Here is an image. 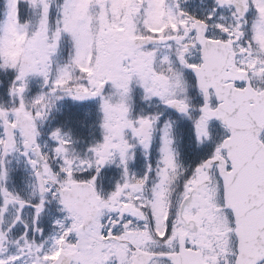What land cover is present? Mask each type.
I'll return each mask as SVG.
<instances>
[{"label":"snow or ice","instance_id":"1","mask_svg":"<svg viewBox=\"0 0 264 264\" xmlns=\"http://www.w3.org/2000/svg\"><path fill=\"white\" fill-rule=\"evenodd\" d=\"M0 264H264V0H0Z\"/></svg>","mask_w":264,"mask_h":264}]
</instances>
